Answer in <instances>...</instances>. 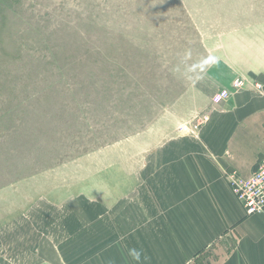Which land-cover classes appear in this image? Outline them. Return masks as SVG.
Returning a JSON list of instances; mask_svg holds the SVG:
<instances>
[{"label":"rangeland","instance_id":"374dc122","mask_svg":"<svg viewBox=\"0 0 264 264\" xmlns=\"http://www.w3.org/2000/svg\"><path fill=\"white\" fill-rule=\"evenodd\" d=\"M238 46L264 54V0H0V264L97 221Z\"/></svg>","mask_w":264,"mask_h":264},{"label":"crops","instance_id":"0c3cea01","mask_svg":"<svg viewBox=\"0 0 264 264\" xmlns=\"http://www.w3.org/2000/svg\"><path fill=\"white\" fill-rule=\"evenodd\" d=\"M245 50L194 82L148 167H136V181L120 172L104 211L88 215L97 221L46 229L23 264H264V215H245L226 180L250 177L264 157V54ZM239 78L247 83L233 90ZM223 89L230 98L212 105ZM200 112L209 121L196 137L178 133Z\"/></svg>","mask_w":264,"mask_h":264},{"label":"built area","instance_id":"2783aa9c","mask_svg":"<svg viewBox=\"0 0 264 264\" xmlns=\"http://www.w3.org/2000/svg\"><path fill=\"white\" fill-rule=\"evenodd\" d=\"M244 81L236 79L232 82L233 90L244 88ZM231 96L228 90H221L211 98V104L214 106L220 105L227 101ZM209 121V116L203 112L196 113L193 117L182 125L178 133L182 135L197 136L200 129ZM227 183L231 193L243 208L245 215H264V157L259 161L256 169L251 176L242 179L232 172L226 175Z\"/></svg>","mask_w":264,"mask_h":264}]
</instances>
